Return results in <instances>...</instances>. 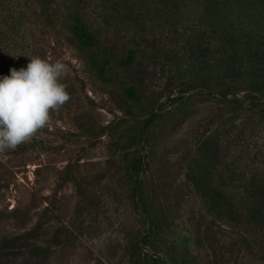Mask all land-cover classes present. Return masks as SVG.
Returning a JSON list of instances; mask_svg holds the SVG:
<instances>
[{
	"label": "trees",
	"instance_id": "trees-1",
	"mask_svg": "<svg viewBox=\"0 0 264 264\" xmlns=\"http://www.w3.org/2000/svg\"><path fill=\"white\" fill-rule=\"evenodd\" d=\"M40 1L51 26L61 13L68 42L85 51L123 113L120 122L107 126L108 134L126 119L133 123L120 142V177L142 229L130 237L126 264H204L169 240L168 212L150 179L156 170V130L167 117L190 108L194 97L211 107L194 144L180 156L184 180L201 205L196 245L209 260L215 247L208 231L217 227L233 235L242 253L264 263V0H103L107 26L129 24L135 30L128 46L100 38L85 19L87 3L51 7L49 0ZM13 6L4 16L8 30L0 27V77L13 67L26 68L19 50L11 47L17 37L12 38L18 10ZM151 65L163 75L171 70L159 89L150 86ZM74 178L69 177L76 186L77 212H91L98 200ZM36 234L32 228L0 238V256L28 253L36 264H45L50 246L31 242Z\"/></svg>",
	"mask_w": 264,
	"mask_h": 264
},
{
	"label": "rangeland",
	"instance_id": "rangeland-1",
	"mask_svg": "<svg viewBox=\"0 0 264 264\" xmlns=\"http://www.w3.org/2000/svg\"><path fill=\"white\" fill-rule=\"evenodd\" d=\"M49 1L51 7L57 2L87 3L85 19L100 31L102 40L128 46L135 32L129 24L121 29L107 26L103 0ZM8 2L18 7L13 21L17 31L12 35H17L16 43L11 47L19 50L26 67L34 55L65 63L70 72L64 82L71 98L52 113L50 126L15 150L0 154V238L36 228L31 242L50 246L45 264H126L130 237L142 229L120 177V142L128 137L133 123L126 119L113 135L108 134L107 126L120 122L123 113L88 64L85 51L68 42L61 13L51 26L40 0H0V27L6 30L9 23L4 16L12 9ZM19 10L23 12L20 17ZM148 69L153 71L152 89L161 88L164 76L171 72L165 70L163 75L154 65ZM191 100L190 108L165 119L153 140L156 170L150 179L157 199L168 212V238L179 251L204 264H264L256 256L242 253L230 239L233 235L217 227L208 231L210 245L215 247L209 260L204 248L196 245L194 227L201 221V205L184 180L180 156L188 143L194 144L211 107L197 97ZM69 177L82 182L87 193L97 198L98 205L91 212L78 214L76 186ZM0 264L36 263L28 253L4 252Z\"/></svg>",
	"mask_w": 264,
	"mask_h": 264
},
{
	"label": "clouds",
	"instance_id": "clouds-1",
	"mask_svg": "<svg viewBox=\"0 0 264 264\" xmlns=\"http://www.w3.org/2000/svg\"><path fill=\"white\" fill-rule=\"evenodd\" d=\"M70 72L60 60L38 55L27 67L0 77V154L15 150L52 123V113L70 100L64 82Z\"/></svg>",
	"mask_w": 264,
	"mask_h": 264
}]
</instances>
